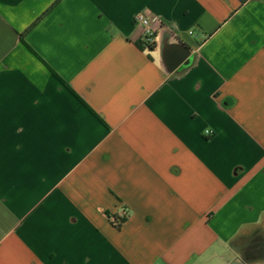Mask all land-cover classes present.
<instances>
[{"label":"crops","instance_id":"0c3cea01","mask_svg":"<svg viewBox=\"0 0 264 264\" xmlns=\"http://www.w3.org/2000/svg\"><path fill=\"white\" fill-rule=\"evenodd\" d=\"M258 231L264 0H0V264H264Z\"/></svg>","mask_w":264,"mask_h":264},{"label":"trees","instance_id":"16d2710c","mask_svg":"<svg viewBox=\"0 0 264 264\" xmlns=\"http://www.w3.org/2000/svg\"><path fill=\"white\" fill-rule=\"evenodd\" d=\"M242 252L244 260L247 263H253L257 261L261 255H264V231H258Z\"/></svg>","mask_w":264,"mask_h":264},{"label":"built area","instance_id":"2783aa9c","mask_svg":"<svg viewBox=\"0 0 264 264\" xmlns=\"http://www.w3.org/2000/svg\"><path fill=\"white\" fill-rule=\"evenodd\" d=\"M134 22L136 25H140L145 28V46L152 47L153 45H155L154 32L151 28V20H149L144 14H138L137 16H135ZM207 134H210V132H207Z\"/></svg>","mask_w":264,"mask_h":264},{"label":"water","instance_id":"95a60500","mask_svg":"<svg viewBox=\"0 0 264 264\" xmlns=\"http://www.w3.org/2000/svg\"><path fill=\"white\" fill-rule=\"evenodd\" d=\"M181 65V63H178L174 66H172L171 70L170 71H174L177 67H179Z\"/></svg>","mask_w":264,"mask_h":264}]
</instances>
